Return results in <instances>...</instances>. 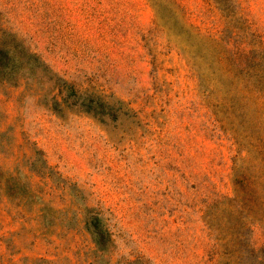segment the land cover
<instances>
[{
	"label": "rangeland",
	"instance_id": "rangeland-1",
	"mask_svg": "<svg viewBox=\"0 0 264 264\" xmlns=\"http://www.w3.org/2000/svg\"><path fill=\"white\" fill-rule=\"evenodd\" d=\"M0 264H264V0H0Z\"/></svg>",
	"mask_w": 264,
	"mask_h": 264
},
{
	"label": "trees",
	"instance_id": "trees-1",
	"mask_svg": "<svg viewBox=\"0 0 264 264\" xmlns=\"http://www.w3.org/2000/svg\"><path fill=\"white\" fill-rule=\"evenodd\" d=\"M96 219L97 218L95 216H90V221H91L90 223L94 224V222H95ZM93 230H95V227H93Z\"/></svg>",
	"mask_w": 264,
	"mask_h": 264
}]
</instances>
